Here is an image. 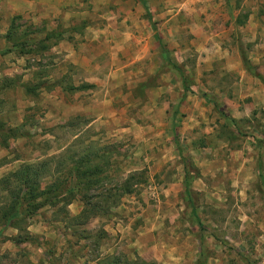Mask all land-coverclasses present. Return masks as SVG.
Here are the masks:
<instances>
[{
    "label": "rangeland",
    "instance_id": "374dc122",
    "mask_svg": "<svg viewBox=\"0 0 264 264\" xmlns=\"http://www.w3.org/2000/svg\"><path fill=\"white\" fill-rule=\"evenodd\" d=\"M24 164L0 264H264V0H0V180Z\"/></svg>",
    "mask_w": 264,
    "mask_h": 264
},
{
    "label": "trees",
    "instance_id": "16d2710c",
    "mask_svg": "<svg viewBox=\"0 0 264 264\" xmlns=\"http://www.w3.org/2000/svg\"><path fill=\"white\" fill-rule=\"evenodd\" d=\"M149 11V10H148ZM150 14V13H149ZM10 32V31H9ZM11 35V33H10ZM158 35V34H157ZM12 36V35H11ZM25 43H21L19 47H23ZM160 44L161 48V54L162 58L167 59L168 58V52L165 49L164 45ZM18 45L16 44L15 47ZM174 67L178 70L183 89L187 87L186 81L187 78L184 76L183 71L178 68L176 64H174ZM214 105V107L221 113L222 115H225L224 111L221 109V103L217 99H212L208 96V94H204ZM72 171L75 173L80 171V165L77 167L75 166ZM40 170H38L37 166L30 165V164H24L21 165L20 168L7 176H5L3 179L0 180V184L3 189L9 190L12 194L13 199L7 206H3L2 210L5 214V219H10L12 216H14L16 211L18 210L20 202H26L27 205H29V208H26L23 211H34L37 207L40 206V203L38 202V197L40 196V186H39V177H40ZM121 189L125 193L132 192V186L128 183V181H125V184L121 186ZM95 207V206H94ZM91 208H89L91 211ZM94 212L93 215L97 214L98 209L95 207L93 208ZM83 215L89 216L90 214L88 211L83 210ZM79 219V218H78ZM100 264H131V263H124L122 262L118 257L112 256L109 260L100 263ZM145 264V262H144Z\"/></svg>",
    "mask_w": 264,
    "mask_h": 264
}]
</instances>
